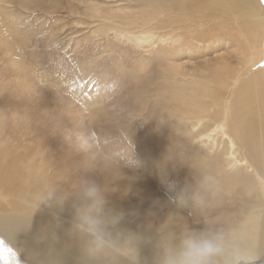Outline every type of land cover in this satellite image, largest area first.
Returning <instances> with one entry per match:
<instances>
[{
	"label": "bare ground",
	"instance_id": "6f19581e",
	"mask_svg": "<svg viewBox=\"0 0 264 264\" xmlns=\"http://www.w3.org/2000/svg\"><path fill=\"white\" fill-rule=\"evenodd\" d=\"M9 1L27 10L39 0H0L6 6ZM132 1L140 7L169 6L170 14L176 15L168 19L173 27L167 30L165 44L170 56L167 72L157 71L149 89L165 97L159 103L162 108L175 107L174 112L168 107V113L180 116L179 128H186L205 147L203 157L193 156L186 163L191 186L187 194L228 203L217 210L225 216L220 234L211 236L217 245L212 264H264V4L261 0ZM5 21H0L6 25L0 30L8 29L17 37L15 25ZM206 46H211V58L189 54L207 53L202 52ZM179 78L187 81L182 88L174 84ZM215 110L212 123L202 124ZM198 132L199 139L194 135ZM211 143L220 147L214 155ZM226 156L231 157L229 163ZM34 171L24 174L28 183L18 182L12 192L0 189V264H164L166 253L190 235L177 221L185 216L183 211L159 193L137 189L133 182L114 184L95 169L94 177L81 183V178L52 181L44 169L38 175ZM0 184L9 185L5 178ZM89 185L100 193L95 207L83 195ZM156 200L167 208L158 205L160 220L144 206V201Z\"/></svg>",
	"mask_w": 264,
	"mask_h": 264
},
{
	"label": "rangeland",
	"instance_id": "374dc122",
	"mask_svg": "<svg viewBox=\"0 0 264 264\" xmlns=\"http://www.w3.org/2000/svg\"><path fill=\"white\" fill-rule=\"evenodd\" d=\"M39 1L27 10L0 2V21L8 19L17 35L0 30V181L9 184L0 189L8 193L18 182L27 184L23 175L30 169L35 175L44 169L52 181L81 178L79 183L94 177L92 169L102 170L98 175L109 182H133L159 193L183 211L177 221L190 234H220L225 215L217 210L228 203L187 194L186 163L203 157V142L180 129V116L168 113L175 107L162 108L165 97L149 89L157 71L167 72L165 44L173 27L168 19L176 15L169 6L140 7L132 0ZM209 50L189 54L204 60L213 56ZM186 83L179 78L174 84ZM216 113L202 124L210 125ZM211 144L214 155L220 147ZM159 204L144 201L157 220Z\"/></svg>",
	"mask_w": 264,
	"mask_h": 264
},
{
	"label": "clouds",
	"instance_id": "9594fccd",
	"mask_svg": "<svg viewBox=\"0 0 264 264\" xmlns=\"http://www.w3.org/2000/svg\"><path fill=\"white\" fill-rule=\"evenodd\" d=\"M86 200L99 203V190L92 185L83 191ZM217 251L216 240L203 234H190L183 239L180 246L165 255L164 264H212L211 257Z\"/></svg>",
	"mask_w": 264,
	"mask_h": 264
},
{
	"label": "snow or ice",
	"instance_id": "6c2138e0",
	"mask_svg": "<svg viewBox=\"0 0 264 264\" xmlns=\"http://www.w3.org/2000/svg\"><path fill=\"white\" fill-rule=\"evenodd\" d=\"M261 3L264 4V0H261Z\"/></svg>",
	"mask_w": 264,
	"mask_h": 264
}]
</instances>
